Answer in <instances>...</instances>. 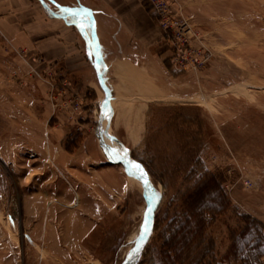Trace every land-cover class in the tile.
Here are the masks:
<instances>
[{
  "label": "rangeland",
  "instance_id": "rangeland-1",
  "mask_svg": "<svg viewBox=\"0 0 264 264\" xmlns=\"http://www.w3.org/2000/svg\"><path fill=\"white\" fill-rule=\"evenodd\" d=\"M165 1L170 19L192 29L189 60L175 67L155 17L161 35L150 33L149 75L142 76L150 84L113 79L124 116L147 104L141 96L150 85L159 96L149 103L144 136L116 123L106 140L116 155L142 165L157 205L139 264H263L264 0ZM14 52L0 40V264H128L146 233L147 205L140 181L101 150L103 91L91 74L75 92L82 111L73 118L63 108L68 96H50L53 71L23 72L30 60ZM37 80L45 88L36 95L27 87ZM209 174L219 186L207 199L218 211L203 212V221L193 214L190 239L170 250L171 231L184 233L187 197ZM248 225L255 239L236 252V235Z\"/></svg>",
  "mask_w": 264,
  "mask_h": 264
},
{
  "label": "crops",
  "instance_id": "crops-1",
  "mask_svg": "<svg viewBox=\"0 0 264 264\" xmlns=\"http://www.w3.org/2000/svg\"><path fill=\"white\" fill-rule=\"evenodd\" d=\"M44 1L48 6L52 4L58 8L60 12L55 14L49 6L56 15L53 16L40 0H0V40L4 41L6 47L15 50L14 58L30 60L27 64H23L21 71L38 72V74L40 72L41 74V70L47 67L53 71L54 75L62 77L60 84L64 83V80L68 82L70 91H82L88 85L89 80L91 81V74L97 82L94 52L90 43L95 27L100 71L113 96L114 118L110 137L112 138L113 126L116 123L124 124L127 132L130 131L129 128H134L139 139L143 137L146 129L145 115L148 112L149 103L157 100L159 96L156 94L155 97L151 94V85L146 88L148 92L142 89L144 86L141 88L143 90L141 97L147 99V104L142 106V118L138 121L140 128L137 130L132 122L133 119L120 113L113 79L117 76L122 79L125 86H131L130 84L135 82L139 83L144 74L149 75L146 71V60L152 58L151 47H149L152 44L150 33L151 35L161 34L158 33L157 20L148 2L144 3L143 0ZM65 8L92 13L94 22L89 16H81L85 20L90 18L93 26L81 30L76 23L80 16L69 15L62 10ZM64 16L66 19L63 18ZM18 50L28 51V57L21 55ZM38 57L43 58L46 65L38 61L41 59ZM159 68L167 82L168 74L170 75L168 68L165 65ZM149 78L144 77L143 79L150 84ZM37 81L27 87L36 95L42 91L44 86ZM131 90L133 89L129 91ZM114 100H116L115 104ZM60 115L65 117L68 114L61 112ZM69 117L68 115L67 118ZM132 135L135 136V134Z\"/></svg>",
  "mask_w": 264,
  "mask_h": 264
},
{
  "label": "water",
  "instance_id": "water-1",
  "mask_svg": "<svg viewBox=\"0 0 264 264\" xmlns=\"http://www.w3.org/2000/svg\"><path fill=\"white\" fill-rule=\"evenodd\" d=\"M43 4V6L53 15L56 16L49 8L48 4L44 1V0H40ZM69 15H72V13L67 12ZM81 15H86L89 16L93 22H94V18L92 16V13L90 12H79ZM64 19H66V16L63 17ZM91 46L93 48V52H94V60H95V70H96V78H97V82L99 87L101 88V90L104 93L105 96V106L103 109V112H105L107 114V125L103 128H101V130L99 129V127L96 129V134L98 132H102V135L99 139L100 142V147L101 150L105 156V158L111 162L112 164H116V165H120L122 166L124 169H126L131 175L135 176L141 183L142 188H143V197L145 199L146 202V228L147 231L145 233V235L143 236V238L141 239L140 243L138 244V246L136 247L134 256L132 257V260L128 263V264H139L144 250L146 248V246L148 245L152 235H153V231H154V216H155V211L157 209V205L154 202V199L150 193V184H149V178H148V174L147 172L144 170V168L142 167V165H140L138 162H135L132 159L129 158H121L119 160H111L109 155H108V151L109 149L111 150V147H109L106 144V140H111L110 134H109V130H110V125L112 123V120L114 118V106H113V96L111 94V92L109 91V89L107 88L101 71H100V62H99V53H98V49L96 46V29L94 27L93 29V33H92V39L90 41ZM106 118V117H105ZM99 126V125H98ZM128 161H133L136 164H139L144 176L140 175V172L137 171L136 169L132 168ZM145 181H147V184L145 183Z\"/></svg>",
  "mask_w": 264,
  "mask_h": 264
},
{
  "label": "built area",
  "instance_id": "built-area-1",
  "mask_svg": "<svg viewBox=\"0 0 264 264\" xmlns=\"http://www.w3.org/2000/svg\"><path fill=\"white\" fill-rule=\"evenodd\" d=\"M148 3L153 10L155 17L160 21V25L171 43V48L174 52L173 60L175 67L182 70L185 62H188L189 60L188 49L191 45L187 35L192 32L191 27L187 22L182 23L180 20L177 21L170 19V10L168 9V4L165 0H148ZM198 59H196V62H198ZM204 59L206 61V58ZM199 63L202 64L204 62L200 60ZM61 80L62 77L59 76L57 78V75L53 74L48 77L47 83L50 88V96L52 100H56L58 97L65 98L68 96L62 101L63 108L69 109L71 117H77L82 111V97L73 91H71V94L69 95L68 92L70 89L68 82L64 80V83L60 84Z\"/></svg>",
  "mask_w": 264,
  "mask_h": 264
},
{
  "label": "trees",
  "instance_id": "trees-1",
  "mask_svg": "<svg viewBox=\"0 0 264 264\" xmlns=\"http://www.w3.org/2000/svg\"><path fill=\"white\" fill-rule=\"evenodd\" d=\"M217 178L212 176L211 174L205 176L203 178V181L201 183V185L192 193L189 194V196L186 199V204L188 205V208L186 210V212L188 213V216L185 215L187 217V219L185 221H183L180 225L181 229L184 231V233H181L180 236H178V233H180V228H178L177 230L171 231L170 233V239L166 240L167 242L169 241L170 246H166L168 248H170V250H177L178 248V244L181 245L180 240L181 239H186L187 241L190 239L191 235L193 234L192 230H191V224H189L188 221H190L191 216L193 214H197L200 218V221L204 220V213L203 212H207V211H213L216 212L218 211L215 203H213L212 201H209L207 198H209L208 196H210L212 193H214L215 189L218 188V184L216 183ZM199 221V222H200ZM252 224L250 225H255L257 224L255 221L251 222ZM196 230V228H195ZM197 233L200 231V228L196 230ZM195 231V232H196ZM260 233V232H259ZM254 231H251L250 226L248 225L246 228H243L240 233L238 235H236L235 238V242H234V246H238V250L236 252L239 251H244L243 249H246L251 241H253L255 239L254 236ZM259 240H264L262 237L259 238ZM168 243V245H169ZM147 247V246H146ZM146 250V248H145ZM144 250V252H145ZM169 252V251H168ZM168 252H165L164 255L168 256ZM241 253V252H239ZM144 254V253H143ZM175 259V258H173ZM171 261H174L171 259ZM170 264H172V262H169Z\"/></svg>",
  "mask_w": 264,
  "mask_h": 264
},
{
  "label": "bare ground",
  "instance_id": "bare-ground-1",
  "mask_svg": "<svg viewBox=\"0 0 264 264\" xmlns=\"http://www.w3.org/2000/svg\"><path fill=\"white\" fill-rule=\"evenodd\" d=\"M124 96V95H123ZM121 99H123V97L121 98ZM119 104V103H118ZM123 104V103H122ZM114 106V105H113ZM117 106V105H116ZM132 107H133V105H132ZM125 108V107H124ZM116 109V108H115ZM135 109V108H134ZM124 113V112H123ZM142 113H143V108L141 107V109H138V111H135L134 113H130L129 114V117H131L133 120H132V122H134V125H135V128L138 130V128H140L139 127V120H140V118H142ZM117 114V113H116ZM107 115H106V118H105V121H104V123H103V127L106 125V123H107ZM142 127V126H141ZM101 135H102V132L100 131V132H98L97 133V138H98V140L100 139V137H101ZM134 138H139V135H138V133L135 131V136H134ZM107 144V143H106ZM108 145V144H107ZM109 146V145H108ZM110 147V146H109ZM108 154L110 155V158L113 160V161H115V160H119V159H121V158H124L123 156H118V155H116V153H114V152H112V150H110L109 149V151H108ZM135 180V179H134ZM138 183V182H137ZM137 183H135L136 185H138ZM141 187V186H140ZM139 187V188H140ZM143 190V189H142ZM142 190H141V192H142Z\"/></svg>",
  "mask_w": 264,
  "mask_h": 264
},
{
  "label": "snow or ice",
  "instance_id": "snow-or-ice-1",
  "mask_svg": "<svg viewBox=\"0 0 264 264\" xmlns=\"http://www.w3.org/2000/svg\"><path fill=\"white\" fill-rule=\"evenodd\" d=\"M62 10L65 11V12H70V13H72L73 16H80V19L77 20L76 23H77V26H79V27L81 28V30H84L86 27H91V26H93V25H92V21L90 20V18L87 19V20H85L84 17L81 16V14H80L79 12H77V11H75V10H73V9H70V8H65V9H62ZM128 163H129V165H130L132 168H134V169H136L137 171H139L141 176H144V173H143V171H142V169H141V167H140L139 164H136V163L133 162V161H128ZM145 183L147 184V181H145ZM144 231H147V228H146V227H145ZM141 238H143V237H141Z\"/></svg>",
  "mask_w": 264,
  "mask_h": 264
}]
</instances>
